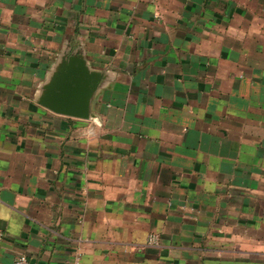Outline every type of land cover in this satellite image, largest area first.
<instances>
[{
  "label": "crops",
  "instance_id": "crops-1",
  "mask_svg": "<svg viewBox=\"0 0 264 264\" xmlns=\"http://www.w3.org/2000/svg\"><path fill=\"white\" fill-rule=\"evenodd\" d=\"M73 57L86 120L39 103ZM0 231V264H264V0H0Z\"/></svg>",
  "mask_w": 264,
  "mask_h": 264
},
{
  "label": "water",
  "instance_id": "water-1",
  "mask_svg": "<svg viewBox=\"0 0 264 264\" xmlns=\"http://www.w3.org/2000/svg\"><path fill=\"white\" fill-rule=\"evenodd\" d=\"M69 62L52 75L39 103L55 114L86 120L90 117L91 98L102 81L100 75L88 71L78 57L71 58Z\"/></svg>",
  "mask_w": 264,
  "mask_h": 264
},
{
  "label": "built area",
  "instance_id": "built-area-1",
  "mask_svg": "<svg viewBox=\"0 0 264 264\" xmlns=\"http://www.w3.org/2000/svg\"><path fill=\"white\" fill-rule=\"evenodd\" d=\"M3 238V233L0 231V240ZM149 244H155L156 243V237L151 236L148 241ZM12 264H28V261L26 257L21 256L13 260ZM70 264H83L79 259H76L73 263Z\"/></svg>",
  "mask_w": 264,
  "mask_h": 264
}]
</instances>
